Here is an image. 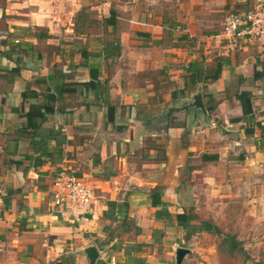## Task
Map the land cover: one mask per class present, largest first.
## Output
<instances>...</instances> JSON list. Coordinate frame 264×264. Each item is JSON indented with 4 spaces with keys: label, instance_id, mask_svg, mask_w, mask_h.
<instances>
[{
    "label": "crops",
    "instance_id": "1",
    "mask_svg": "<svg viewBox=\"0 0 264 264\" xmlns=\"http://www.w3.org/2000/svg\"><path fill=\"white\" fill-rule=\"evenodd\" d=\"M154 1L0 0V264H89L87 246L173 264L178 192L203 170L263 211L264 49L220 40L216 16L253 0ZM197 87L211 111L186 106ZM62 167L93 188L78 220L50 205Z\"/></svg>",
    "mask_w": 264,
    "mask_h": 264
},
{
    "label": "rangeland",
    "instance_id": "2",
    "mask_svg": "<svg viewBox=\"0 0 264 264\" xmlns=\"http://www.w3.org/2000/svg\"><path fill=\"white\" fill-rule=\"evenodd\" d=\"M126 1L116 0L122 6L131 5ZM141 1V4L138 2L135 5L136 8L149 7L151 4L150 0ZM154 2L162 10L177 4V0ZM230 9L234 8L217 10L216 16L222 14L223 19ZM87 17L93 20L91 13ZM205 172L203 170L193 177L187 176L178 192V202L189 216L187 228H182L180 245L190 249L191 253L186 255L183 264H264V208L262 211L258 203L250 201L248 192L232 198L223 197L221 192L212 193ZM253 180L257 184L264 182L261 176ZM197 219L208 220L220 233L201 229L200 220ZM227 235L234 237L243 252L238 248L230 250L225 241Z\"/></svg>",
    "mask_w": 264,
    "mask_h": 264
},
{
    "label": "built area",
    "instance_id": "3",
    "mask_svg": "<svg viewBox=\"0 0 264 264\" xmlns=\"http://www.w3.org/2000/svg\"><path fill=\"white\" fill-rule=\"evenodd\" d=\"M217 37L235 47L251 41L264 49V0H253L248 8L229 10L223 18ZM94 197L88 181L68 168L57 170L51 182L50 205L61 215L78 220Z\"/></svg>",
    "mask_w": 264,
    "mask_h": 264
},
{
    "label": "trees",
    "instance_id": "4",
    "mask_svg": "<svg viewBox=\"0 0 264 264\" xmlns=\"http://www.w3.org/2000/svg\"><path fill=\"white\" fill-rule=\"evenodd\" d=\"M111 17L112 16L110 15L109 18H105L103 21L104 22H110L112 24ZM107 50H108V52H105V54H107V53L110 54V52H112L109 49H107ZM112 53H113V55H116V54H118V51L116 53L115 52H112ZM262 73H264V59L262 61V69H261V72L258 74V76H260ZM217 75H218V72H216L215 74H213L211 76V78H209V79H214ZM198 81L199 80H197V82ZM244 95H245V93L244 92H241L239 95L236 96V98L238 99V101L240 102V104L242 106V114H244L245 112H247V109H245V106L243 108V105L247 104V101L246 102L245 101L243 102V100H242V98H243ZM248 106H249V104H248ZM205 109L208 112L211 111V107H209V106L208 107L206 106ZM256 125L259 128L260 134L263 135L264 134V125H261L258 122H256ZM251 133H252V131H251ZM155 200L153 202H156ZM188 219H189V216L186 213H181V214H177L176 215V221H177L178 225L181 228H187V226H188ZM199 225H200V228L201 229H204L206 231L220 233V230L216 226L212 225L208 220H202V221H200L199 222ZM225 241L228 243L230 250H234L235 248H238V249H240V251L243 252V248H241L239 246V243L234 239V237L232 235H227ZM54 264H58V263L56 262Z\"/></svg>",
    "mask_w": 264,
    "mask_h": 264
},
{
    "label": "water",
    "instance_id": "5",
    "mask_svg": "<svg viewBox=\"0 0 264 264\" xmlns=\"http://www.w3.org/2000/svg\"><path fill=\"white\" fill-rule=\"evenodd\" d=\"M186 106L192 107L193 110L199 109L201 112H205L204 105L201 100L200 89L199 87L196 88V92L191 96V100L187 102ZM83 252L88 260L89 264H93L94 260L96 259L98 252L95 247L87 246ZM190 253V250L184 247H178L174 250V262L173 264H181L184 256Z\"/></svg>",
    "mask_w": 264,
    "mask_h": 264
}]
</instances>
